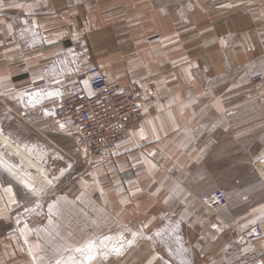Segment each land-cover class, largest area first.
<instances>
[{
  "label": "crops",
  "instance_id": "obj_1",
  "mask_svg": "<svg viewBox=\"0 0 264 264\" xmlns=\"http://www.w3.org/2000/svg\"><path fill=\"white\" fill-rule=\"evenodd\" d=\"M93 65L142 103L83 158ZM0 158V264H264V0H0Z\"/></svg>",
  "mask_w": 264,
  "mask_h": 264
},
{
  "label": "built area",
  "instance_id": "obj_2",
  "mask_svg": "<svg viewBox=\"0 0 264 264\" xmlns=\"http://www.w3.org/2000/svg\"><path fill=\"white\" fill-rule=\"evenodd\" d=\"M90 94L71 91L57 103V114L66 121L70 131L78 138L77 150L81 157L98 155L125 139L131 124L140 117V96L123 87H113L101 69L88 67L83 74ZM250 81L261 82V76H250ZM215 203L224 201L221 191L211 195ZM262 234L258 223H253L238 236L253 244Z\"/></svg>",
  "mask_w": 264,
  "mask_h": 264
},
{
  "label": "bare ground",
  "instance_id": "obj_3",
  "mask_svg": "<svg viewBox=\"0 0 264 264\" xmlns=\"http://www.w3.org/2000/svg\"><path fill=\"white\" fill-rule=\"evenodd\" d=\"M3 137V136H2ZM5 138V137H4ZM4 138H1L2 141L4 143H8V141ZM15 149V148H14ZM18 151V153L22 154V156L30 163L32 164L37 170V174L38 175H45L48 171L41 166V164H39L38 162L34 161L32 158H30L27 154L23 153L22 151L16 149ZM4 163H6L5 161H3ZM13 172L16 175V179L19 183L23 184L26 188H29L30 190L34 188L35 185V180H33L32 178L26 176L25 174H22L20 172H18L16 169H12Z\"/></svg>",
  "mask_w": 264,
  "mask_h": 264
},
{
  "label": "rangeland",
  "instance_id": "obj_4",
  "mask_svg": "<svg viewBox=\"0 0 264 264\" xmlns=\"http://www.w3.org/2000/svg\"><path fill=\"white\" fill-rule=\"evenodd\" d=\"M140 102L142 103V97L140 96ZM141 103H140V106H141ZM56 110H57V106L55 107V109H54V113H56L57 114V112H56ZM72 138L71 137H69L68 136V138H67V146H68V148L70 147V146H72L73 145V143H72V140H71ZM22 155V154H21ZM0 160L3 162V160L0 158ZM36 169V168H35ZM37 170V169H36ZM39 176H41V175H38L37 176V178L39 177ZM37 178L36 179H33V180H37Z\"/></svg>",
  "mask_w": 264,
  "mask_h": 264
}]
</instances>
